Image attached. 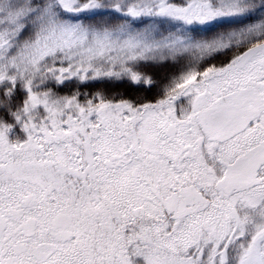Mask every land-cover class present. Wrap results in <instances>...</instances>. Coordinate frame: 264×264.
Masks as SVG:
<instances>
[{"label": "snow or ice", "instance_id": "obj_1", "mask_svg": "<svg viewBox=\"0 0 264 264\" xmlns=\"http://www.w3.org/2000/svg\"><path fill=\"white\" fill-rule=\"evenodd\" d=\"M0 264H264V0H0Z\"/></svg>", "mask_w": 264, "mask_h": 264}, {"label": "trees", "instance_id": "obj_2", "mask_svg": "<svg viewBox=\"0 0 264 264\" xmlns=\"http://www.w3.org/2000/svg\"><path fill=\"white\" fill-rule=\"evenodd\" d=\"M149 71H157L158 75H161L163 73H166L167 71H170L171 69H165V70H154V69H148ZM98 87L103 88V85H99ZM108 91H126L125 89H113L110 86L108 87ZM129 95H132L133 93L129 92Z\"/></svg>", "mask_w": 264, "mask_h": 264}]
</instances>
